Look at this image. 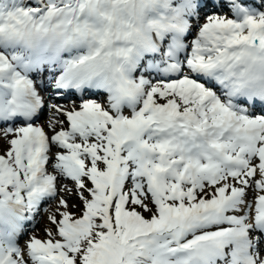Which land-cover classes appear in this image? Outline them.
<instances>
[{
	"label": "snow or ice",
	"instance_id": "snow-or-ice-1",
	"mask_svg": "<svg viewBox=\"0 0 264 264\" xmlns=\"http://www.w3.org/2000/svg\"><path fill=\"white\" fill-rule=\"evenodd\" d=\"M0 264H264V0H0Z\"/></svg>",
	"mask_w": 264,
	"mask_h": 264
},
{
	"label": "rangeland",
	"instance_id": "rangeland-1",
	"mask_svg": "<svg viewBox=\"0 0 264 264\" xmlns=\"http://www.w3.org/2000/svg\"><path fill=\"white\" fill-rule=\"evenodd\" d=\"M36 236H37V238H42V239L45 238L44 235H43V228L42 229L39 228V230L36 231Z\"/></svg>",
	"mask_w": 264,
	"mask_h": 264
}]
</instances>
